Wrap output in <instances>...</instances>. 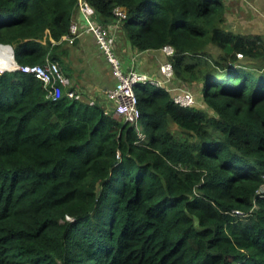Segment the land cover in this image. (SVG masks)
Here are the masks:
<instances>
[{"label": "trees", "instance_id": "16d2710c", "mask_svg": "<svg viewBox=\"0 0 264 264\" xmlns=\"http://www.w3.org/2000/svg\"><path fill=\"white\" fill-rule=\"evenodd\" d=\"M87 1L107 25L123 7L139 51L172 45L176 83L207 108L139 86L140 142L100 103L0 71V264H264V37L224 29L222 0ZM77 6L0 0V44L58 62Z\"/></svg>", "mask_w": 264, "mask_h": 264}, {"label": "built area", "instance_id": "2783aa9c", "mask_svg": "<svg viewBox=\"0 0 264 264\" xmlns=\"http://www.w3.org/2000/svg\"><path fill=\"white\" fill-rule=\"evenodd\" d=\"M77 8L85 20L86 26L82 29L80 24L73 20L69 33L63 39L73 44L85 32L94 35L101 53L108 61L117 80L113 87L104 91V94L109 100L114 102V117L123 120V122L133 127L140 142H147V136L145 131L142 130L143 121L141 118V110L138 106L139 98L137 88L139 86L152 85L162 87L173 95V100L176 104L182 107L196 106L197 99L195 94L187 86L180 85L175 81V67L171 58L175 55L176 50L172 45H165L161 48L167 59L160 65L159 77L142 72L136 68L125 70L116 50V32L122 29V24L128 16L127 11L121 6L115 7L113 10L115 16L113 23L105 25L95 20L94 13L96 11L87 0H78ZM238 56L243 57L242 54H238ZM8 71H22L33 74L43 82L44 88L48 92L47 96L54 100L61 98L63 95L74 100H86V96L80 87H74L72 85L70 78L64 74L59 63L51 61L50 59H47V62L42 65H20L16 62V68ZM89 102L91 105L95 104L94 100H90ZM117 156L120 158V153ZM257 194L259 197L264 198V174L263 184L257 191ZM255 208H257L256 203L253 206V209ZM233 213L242 218H248L250 214L241 210H234Z\"/></svg>", "mask_w": 264, "mask_h": 264}, {"label": "crops", "instance_id": "0c3cea01", "mask_svg": "<svg viewBox=\"0 0 264 264\" xmlns=\"http://www.w3.org/2000/svg\"><path fill=\"white\" fill-rule=\"evenodd\" d=\"M222 1L227 7L226 13L230 12L231 8L229 3L232 0ZM262 3L261 8L264 10V1ZM94 18L105 24L104 20L97 15V12L94 13ZM73 20L77 21L82 29L85 28L86 22L78 8L74 12ZM116 34L118 41L116 50L125 70L136 68L150 75L160 76V65L167 59L162 49L139 51L125 37L122 30H118ZM58 46L56 50L60 57L58 63L64 74L70 78L72 85L74 87H80L86 96V101L94 100L100 103L114 116V102L106 97L104 91L113 87L117 80L105 56L101 53L94 35L85 32L73 44H70L62 38ZM118 120L123 122L121 119Z\"/></svg>", "mask_w": 264, "mask_h": 264}, {"label": "rangeland", "instance_id": "374dc122", "mask_svg": "<svg viewBox=\"0 0 264 264\" xmlns=\"http://www.w3.org/2000/svg\"><path fill=\"white\" fill-rule=\"evenodd\" d=\"M263 1L264 0H232L230 3L228 2L231 10L230 12L226 13L225 21L223 22L222 27L226 30H231L240 34L262 35L264 37V10L261 8ZM209 51L214 57L221 52L214 46H210ZM238 58L243 57L238 56ZM188 89L195 94L197 99L196 107L206 109L207 106L202 100L198 89L196 87H188ZM144 128L145 124L142 122L143 131Z\"/></svg>", "mask_w": 264, "mask_h": 264}, {"label": "bare ground", "instance_id": "6f19581e", "mask_svg": "<svg viewBox=\"0 0 264 264\" xmlns=\"http://www.w3.org/2000/svg\"><path fill=\"white\" fill-rule=\"evenodd\" d=\"M14 68H16V62L12 50L0 45V69L8 71Z\"/></svg>", "mask_w": 264, "mask_h": 264}, {"label": "water", "instance_id": "95a60500", "mask_svg": "<svg viewBox=\"0 0 264 264\" xmlns=\"http://www.w3.org/2000/svg\"><path fill=\"white\" fill-rule=\"evenodd\" d=\"M0 45L4 46V47H9L12 50V52H13L15 62H17L16 59H15V54H14L13 47L11 45H7V44H0ZM0 71L4 72V70H1V69H0ZM169 120H170V128L173 129V130L177 129L178 126H177V123L175 122V120L171 116L169 117Z\"/></svg>", "mask_w": 264, "mask_h": 264}]
</instances>
